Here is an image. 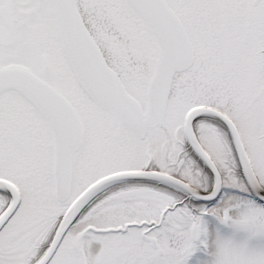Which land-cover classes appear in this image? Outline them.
I'll list each match as a JSON object with an SVG mask.
<instances>
[{
    "label": "snow or ice",
    "instance_id": "obj_1",
    "mask_svg": "<svg viewBox=\"0 0 264 264\" xmlns=\"http://www.w3.org/2000/svg\"><path fill=\"white\" fill-rule=\"evenodd\" d=\"M0 264H264V0H0Z\"/></svg>",
    "mask_w": 264,
    "mask_h": 264
}]
</instances>
